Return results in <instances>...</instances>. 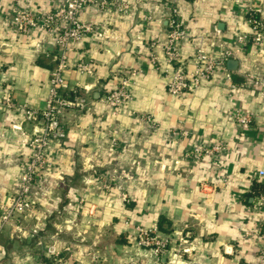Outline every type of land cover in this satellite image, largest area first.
Returning a JSON list of instances; mask_svg holds the SVG:
<instances>
[{
    "label": "crops",
    "instance_id": "1",
    "mask_svg": "<svg viewBox=\"0 0 264 264\" xmlns=\"http://www.w3.org/2000/svg\"><path fill=\"white\" fill-rule=\"evenodd\" d=\"M59 1L0 0V200L6 203L19 188L36 125L22 111L44 108L56 64L50 34L16 33L8 15L15 6L46 14ZM124 1L126 11L109 0L107 8L91 4L79 15L105 34L66 52V85L85 92L89 107L62 114L65 137L51 143L52 163L30 192L35 206L0 230V264L257 261L264 241L252 230L264 213L252 209L249 193L254 181L264 182V174L256 175L264 172V96L250 77H264V51L238 48L233 40L248 30L244 7L252 4L264 16V0ZM171 16L187 34L179 44L185 68L194 69L198 48L213 55L230 49L237 65L229 69L226 61L229 78L218 73L183 96L166 91L170 67L162 43ZM79 59L90 60L91 74L72 66ZM122 76L131 99L113 113L101 95ZM234 110L251 114L242 133ZM219 143L223 150L212 151ZM193 148L210 152L196 159ZM138 226L156 227L167 240L158 258L136 245ZM51 245L60 251L58 263L46 255Z\"/></svg>",
    "mask_w": 264,
    "mask_h": 264
},
{
    "label": "built area",
    "instance_id": "2",
    "mask_svg": "<svg viewBox=\"0 0 264 264\" xmlns=\"http://www.w3.org/2000/svg\"><path fill=\"white\" fill-rule=\"evenodd\" d=\"M91 4H97L100 8H107L110 2L109 0H60L46 14H36L25 8L15 6L8 15L9 28L16 33H31L42 30L50 34L56 49V64L50 72L48 96L44 108L41 110L24 108L22 111L23 117L26 120L35 122L36 125L27 142L30 153L22 164L18 179L19 188L12 195L10 202L6 203L0 200V230L5 225L11 224L16 216L31 212L35 206V200L30 196V192L44 178L46 168L52 163L51 143L62 141L65 137V131L60 121L62 114L69 109L80 113L89 107L90 101L85 92H80L77 88L69 89L67 87L63 71L69 67L66 52L74 44L87 36L98 40L105 37L104 32L97 28L95 24L79 19V15ZM115 6L119 11H126L127 9V3L124 0H117ZM243 11L248 30L238 32L233 43L238 48L250 44L259 52H263L264 16L261 14L260 9L252 4H247ZM186 37L187 34L182 22L177 17L171 16L168 19V31L166 40L162 43V50L165 61L170 67L166 69V72H170L166 83V91L175 96H183L195 90L203 82L218 73L225 76V78H229L226 61L232 56L230 49H226L220 55H213L198 48L192 55L195 67L191 72L188 71L185 68L184 61L181 60L179 48L180 42ZM72 66L81 73L91 74L93 72V64L90 60L79 59ZM250 80L259 94L264 96V77L256 74L251 76ZM230 86L233 87L234 84H230ZM63 90H71L74 95L69 98L61 94ZM101 99L113 113H118L123 109L131 99L127 78L125 76L120 77L114 88L106 89L102 93ZM231 115L239 132L242 133L249 128L251 122L249 112L234 110ZM223 147L221 143L215 144L212 151L220 153ZM203 152L210 151L193 148L190 153L198 159L203 155ZM263 174L262 170L256 172L257 176ZM252 198V209L262 215L264 213V195L258 193ZM123 199H125L124 195ZM33 232H36V230L33 229ZM252 233L257 241L261 243L264 241V218L261 217L258 220ZM135 237L138 247L147 249L157 258L166 251L167 240L159 235L156 227L148 229L138 226L135 229ZM37 241L38 244H42L40 238ZM66 249L68 248L66 247ZM59 254L60 251L57 250L55 245L49 246L46 250L47 256L57 257L56 263L61 261ZM36 264H44V262L41 261ZM247 264H264V249L259 248L257 261Z\"/></svg>",
    "mask_w": 264,
    "mask_h": 264
},
{
    "label": "trees",
    "instance_id": "3",
    "mask_svg": "<svg viewBox=\"0 0 264 264\" xmlns=\"http://www.w3.org/2000/svg\"><path fill=\"white\" fill-rule=\"evenodd\" d=\"M61 94L66 95L69 98H71L74 95V93L71 90H63V91H61ZM258 193H261L264 195V182H262V181H254L252 183L249 196L253 197L255 194H258Z\"/></svg>",
    "mask_w": 264,
    "mask_h": 264
},
{
    "label": "water",
    "instance_id": "4",
    "mask_svg": "<svg viewBox=\"0 0 264 264\" xmlns=\"http://www.w3.org/2000/svg\"><path fill=\"white\" fill-rule=\"evenodd\" d=\"M236 65H237V61L236 60H234V59H228L227 60V67L229 69H235Z\"/></svg>",
    "mask_w": 264,
    "mask_h": 264
}]
</instances>
